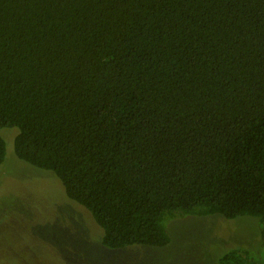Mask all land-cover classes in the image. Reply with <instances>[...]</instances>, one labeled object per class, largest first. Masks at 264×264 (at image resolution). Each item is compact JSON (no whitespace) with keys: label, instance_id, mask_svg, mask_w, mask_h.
<instances>
[{"label":"trees","instance_id":"trees-1","mask_svg":"<svg viewBox=\"0 0 264 264\" xmlns=\"http://www.w3.org/2000/svg\"><path fill=\"white\" fill-rule=\"evenodd\" d=\"M0 127L104 247L249 215L257 253L216 263L264 264V0H0Z\"/></svg>","mask_w":264,"mask_h":264},{"label":"rangeland","instance_id":"rangeland-1","mask_svg":"<svg viewBox=\"0 0 264 264\" xmlns=\"http://www.w3.org/2000/svg\"><path fill=\"white\" fill-rule=\"evenodd\" d=\"M15 127H0L5 156L0 163V264H217L232 248L256 254L259 221L249 215L226 219L177 215L167 219L163 247H104L88 210L65 195L50 171L18 159ZM210 258L208 262L206 259Z\"/></svg>","mask_w":264,"mask_h":264}]
</instances>
